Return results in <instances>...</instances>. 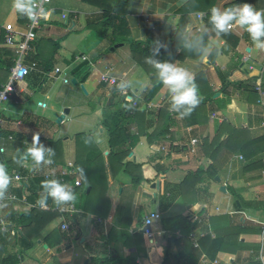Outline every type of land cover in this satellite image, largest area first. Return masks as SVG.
Returning <instances> with one entry per match:
<instances>
[{
  "label": "crops",
  "instance_id": "1",
  "mask_svg": "<svg viewBox=\"0 0 264 264\" xmlns=\"http://www.w3.org/2000/svg\"><path fill=\"white\" fill-rule=\"evenodd\" d=\"M188 0H130L125 19L130 30L131 39L134 41L146 42L148 37L153 39L161 38L170 46L177 24L180 19V15L176 14ZM234 0H217L215 6L224 8L226 5ZM52 2V1H51ZM69 8L72 10L67 13L66 18H62L57 15V8H51L49 17L46 20L40 21V28L36 31V40L32 44L33 49L24 58L25 64H30L33 61L37 63L35 70L29 72L24 80L18 84L17 92L11 99L16 104H23L24 99L27 98V91H41L43 97L40 101L45 104L48 98V94L51 93V97L54 98V103L57 108L51 109L49 112L50 117H59L63 114L64 110H68V114H65L63 121L60 123L61 132L60 139L54 136L53 142H73L74 135H66V133L73 126H78V121L82 115H87L90 119L83 122L84 129L82 133H92L95 139V145L97 146L99 153L107 155L108 145L107 138H98L102 136L105 131L100 127V123L103 116V108L107 106V103H115L119 101L123 96L131 95L136 99V103L146 104L148 110H146V119L144 121L145 135L139 137V142L132 149L131 156H128L133 161L142 165L141 172L143 180L136 188L130 206L131 214V226L127 230L130 237L125 238L120 235L122 227L120 226V219L117 215V204L119 203L121 195L122 183L110 180L108 183V189L105 195V199L110 201V207L107 212V216L104 218H95L92 214H81V211L74 208L75 212L70 214L66 212L68 206L57 207L48 206L46 209H40L42 211L49 212L55 217L49 221L44 227L37 231H29L26 235L28 241L19 240V234L25 233L27 224L20 225L16 228V223L25 217L29 211L35 207L32 204L30 193L32 188H28L26 192L22 191L15 182H12L11 187L19 188L18 194L14 189L11 193H15L18 198L23 199L26 197V201L10 202L7 201L6 207H0V256H3L4 247L8 249L11 254H17L12 257L16 260V264H112L107 263L109 258H135L138 264H153V260L158 257L161 260L165 254L172 258L177 253L178 248L173 241H168V237L165 235V231L161 227V220L163 218H170L178 215L188 216L189 213L196 218L193 220L197 222V225L193 232L190 234L191 243L193 241L198 242L203 236L209 234L212 238L224 237L234 235L238 237L239 248L235 254H229L220 252L217 254L215 261L211 264H264V242L261 244V230L264 225V181L263 179L254 178V172H243V164L238 162L237 156L231 157L228 162H225L220 167V171L217 177L220 178V183H210L205 188L201 185L202 189L199 192L200 204H193L190 206L182 205L180 198L172 197L169 203L168 209L161 210V197L159 194L160 186L169 192L178 186L183 180L186 173L195 171L199 168H206L207 164H210V160L199 153H191L190 149H183L179 153L168 152L166 155L154 154V145L159 142L149 144L147 142L146 135L157 131L159 123H161L158 117L161 110L169 107L167 90L157 84L156 87L150 85V79L145 74L140 66L133 60L129 46L128 50L124 49V42L119 46H113V38L109 35L102 36L103 44H99L98 51L89 54L83 52L72 51V47L82 44V39L86 41L83 33L89 32L87 25H93L101 21V10L98 8L87 5L80 0H65ZM76 3L77 6H74ZM12 0H0V38L1 34H4L3 26L8 23H13L16 29L20 32L24 31V24L26 20L21 21L19 16L12 10ZM251 4V3H250ZM255 7V6H254ZM80 9L83 13L76 11ZM100 14V15H99ZM81 15L85 18V22H82ZM202 15V18L199 17ZM69 20V24L65 27L60 25L58 19ZM206 13L203 11H194L187 15V23L183 34L189 39L205 34L207 28ZM68 21V20H67ZM79 34L73 35V33ZM81 36V39L78 38ZM235 38H237V44L234 46ZM203 40L207 47L196 48L190 52L194 55H190L184 58H179V49L170 51L171 56L167 55L165 60L183 65L194 72L195 76L201 73L199 82L205 89H211L213 92L212 99L223 98L220 89L222 87L221 80L225 79L228 82L234 83L239 81H247L251 78H256L252 84H260L264 86V52L256 50L252 45L249 35L239 28H234L232 32L224 36H203ZM45 43L53 44V52L49 57ZM116 44V43H115ZM128 45V44H127ZM107 48V49H106ZM12 49L4 46L3 35L0 39V61L3 62V66L0 70V88L4 85L9 77L7 71H5L6 65H8L9 58L4 55L3 50ZM105 53L98 57L100 53ZM84 56L87 61L81 62L76 60L77 57ZM13 65H14V60ZM64 63H62V62ZM88 63L90 67L89 75L84 83H78L75 79L79 77L77 74V68L81 65ZM11 65L10 69L13 67ZM46 68L49 71H46ZM10 69L8 72H10ZM60 70V78L64 85L72 84V80H76V85H83L87 91L85 95H93L94 100L97 102L91 105L77 106L75 103L70 106L68 103L60 101L59 93L55 92L49 84L48 80H55L54 71ZM144 70V69H143ZM143 72V73H142ZM5 73V76L4 74ZM6 73L8 76H6ZM106 74L111 77H115L120 81H124L130 85L128 89L120 90L117 87L100 84V76ZM76 76V77H75ZM98 80H95V77ZM69 80L68 83H64L63 80ZM94 84H91L92 82ZM49 84V90L46 88L45 83ZM72 91V89L70 90ZM49 92V93H48ZM150 92V93H149ZM227 92L230 94L229 104L223 110H214L211 114L218 113L219 117L213 119L212 132L214 133L215 123L222 122L223 120L229 122L232 126L238 129H249L256 131L263 129L261 122L264 121V114L262 106L258 103L250 104L247 100V93L243 90H237L229 87ZM127 93V94H124ZM149 95L147 96V94ZM217 96L215 97V95ZM24 97V99H23ZM11 100L4 105L1 119L3 120L0 131H3L4 135L1 138L12 136L15 140H0V143L4 145L10 153L4 154V157L11 158L14 153L13 148H19L22 143L21 139L29 140L27 133L30 128H34L31 125H35L38 120H34L36 116L24 113L19 116L9 117L4 114V109L10 110L13 107L9 104ZM83 102V101H82ZM63 103V104H62ZM145 106V105H144ZM210 107V104H207ZM38 107V105H37ZM49 106L46 105L47 109ZM51 108V107H50ZM231 110H234V116H229ZM165 111V110H164ZM236 111V112H235ZM16 114V113H15ZM82 114V115H81ZM174 114V113H173ZM232 114V113H231ZM156 115V116H155ZM216 115V114H215ZM67 117L69 119L67 120ZM227 117H231L232 121L227 120ZM210 117L208 115L207 123L195 126H184L178 124L175 121L169 120L170 126L167 127L166 139L170 137L175 140L173 143L176 145L181 141L182 143H190L191 139H196L195 129L200 126H204L206 129L201 131H209L207 126ZM212 121V120H211ZM176 123V124H175ZM243 124V128H241ZM64 126V127H63ZM54 126L52 125V130ZM155 129V130H154ZM130 131L133 134L138 133L136 125H132ZM72 136V139H71ZM187 136V137H186ZM208 136H203L206 138ZM200 138V135L199 137ZM57 139V140H56ZM75 144V143H74ZM185 146L184 144H181ZM197 144L194 146L196 147ZM16 148V149H17ZM63 164L58 163L57 166H49L50 169H58L66 166L68 162H71L74 166V152L75 147L72 150L69 146H65L63 152ZM12 150V152H11ZM16 152V150H15ZM72 152V155L70 153ZM161 158L160 164L163 170H166L165 179L162 183L159 181V177L155 170V165L158 161L155 158ZM196 159V160H195ZM29 162H23L21 168L27 167ZM157 166V165H156ZM21 169V171H22ZM76 171V168L74 166ZM20 171V172H21ZM77 172V171H76ZM76 177L81 180L79 174ZM155 185L152 188L151 185ZM31 184H29L30 186ZM226 187V192H221L220 186ZM33 190V189H32ZM202 191V192H201ZM238 205V207H235ZM61 210L62 212H59ZM157 213L160 215L159 219L151 220L150 225L146 228L149 230L150 235H145L142 232L145 219L151 214ZM26 214V215H25ZM80 218L75 224L73 220L75 217ZM223 217V220L215 223H210L209 218ZM192 218V217H191ZM66 224L67 230H63L61 226ZM32 225V224H31ZM33 226H30V229ZM109 230H112V235L115 238L114 242L106 243V236ZM21 231V232H20ZM143 233L145 235L146 242L140 245V249L152 250L150 259L144 255L143 252H137L134 242L132 241L133 235ZM58 236V237H57ZM59 238L60 240L58 244ZM31 241L32 246L27 248L28 242ZM54 241V242H53ZM55 243V244H51ZM77 244L79 247H77ZM262 246V247H261ZM22 252H19V251ZM12 258V259H13ZM208 260L202 257L198 264H208Z\"/></svg>",
  "mask_w": 264,
  "mask_h": 264
},
{
  "label": "trees",
  "instance_id": "2",
  "mask_svg": "<svg viewBox=\"0 0 264 264\" xmlns=\"http://www.w3.org/2000/svg\"><path fill=\"white\" fill-rule=\"evenodd\" d=\"M81 2L90 5L92 7L101 10V21L93 25H87V27L94 28L95 31L101 35L105 36L110 29V36L113 38V44L119 42H126L129 46L133 60L141 66L147 73L150 79V85L156 87L154 69L145 63V57L150 55V49L152 47V42L155 40H160L165 42L161 38H151L148 37L146 42L134 41L131 39L130 30L128 28L125 14L130 0H80ZM217 0H188L176 14L180 15L179 22L177 24V29L174 32L172 42L168 46V50L173 51L176 49L180 50L178 54L179 58H184L192 54L190 51L185 50L181 45V36L184 35V29L187 23V15L194 11H203L206 13V25L205 30L206 36H216L215 32L212 30L211 25L208 23V15L210 14V8L215 4ZM236 3H251L256 9H264V0H234L233 2L227 4L226 6H232ZM21 21L26 20L24 17H20ZM1 34V40H2ZM203 35V36H204ZM237 38H235L234 46L237 44ZM4 55L9 58L8 65L5 67V71L9 74L8 70L15 59V53L13 50L7 51L3 50ZM105 51L99 54L101 57ZM168 54L165 50L160 49V55L157 57L160 60H165ZM3 66V62L0 61V70ZM48 72L49 69L46 68ZM90 67L88 63H85L77 68V74L79 77L75 79L78 83H84L89 75ZM6 73V76L8 74ZM201 73L195 76L196 83L199 87V95L202 97V102L200 105L192 112L188 117L181 118L185 126H195L207 123L208 112H213L214 110H223L230 101V94L227 92L229 87L235 88L237 90H243L247 93V100L251 104H257L258 94L255 90L256 78H251L247 81L239 82H228L225 79L221 80L222 87L220 92L223 98L212 99L213 92L211 89H205L204 86L199 82ZM264 89V86L262 87ZM150 93V92H149ZM147 94V96L149 95ZM125 97H128L127 101ZM131 99V100H130ZM136 99L129 96H123L119 101L113 103H107V106L103 108V116L100 123V127L105 131L107 135V145L108 153L103 155L97 146L95 145V139L92 133H78L74 135L75 152H74V166L75 168H81L84 170L85 176L79 174L81 178L80 187H73L77 194V201L74 208L81 211V214H92L95 218H104L107 216L108 209L110 207V201L105 199V195L108 189V183L110 180L116 181L117 183H122V190L117 204V215L120 219V226L122 230L120 232L121 236L125 238L130 237L127 230L131 226V214L130 206L134 195V192L138 185L143 180L141 167L142 165L134 161L128 160L127 157L131 153L132 149L139 142V137L145 135L144 121L146 119V112L140 107H133L132 103ZM129 104L131 108H126L125 105ZM210 104V107L207 106ZM165 121L169 122L167 113H163ZM162 114V115H163ZM161 115V113L159 114ZM174 119H178L179 115L174 113ZM175 121V120H174ZM171 122V120H170ZM136 125L137 132L133 134L130 129L132 125ZM37 125V124H35ZM168 126H164L160 133H150L146 135L147 142L149 144L157 142L160 140L165 133L168 132ZM4 135L3 131H0V137ZM84 139L93 140L94 142L90 145L84 143ZM22 143L27 139H21ZM26 145L21 144V151L24 150ZM45 147H51L55 149L54 163L52 166H57L58 163L63 164V153L60 141L50 142ZM173 147V146H172ZM201 150L205 158L210 160V164L206 168H199L195 171H190L186 173L183 180L178 184L176 189L169 192L160 186L159 194L162 200L161 210L164 211L168 209L169 203L172 197L181 198L184 205L190 206L200 202L199 192L201 190L200 185L206 182H214V177L218 175L219 167L214 164L218 160L221 152L225 151L228 156L233 157L235 155H240L242 159L244 158V164L242 167L243 172H254L264 168V128L256 131L249 129H238L232 126L229 122L222 121L220 123H215L214 136L211 140L204 138L201 144ZM180 149L174 147L169 152L179 153ZM15 156L11 158L1 157L0 162L6 164L10 174L19 173L21 171L22 164L15 162ZM161 158H155V161L159 163ZM240 159V160H242ZM30 162V161H24ZM31 163V162H30ZM51 165H44L41 168L46 169ZM157 165V166H156ZM155 165V170L157 172L159 181L162 183L165 179L166 170L162 169V166ZM44 179L42 177H37L31 181L29 186L31 189L30 198H35L32 204L35 205L38 195L41 192L40 183ZM67 182L74 185V178L67 177ZM206 186H204L205 188ZM89 190L87 191V189ZM14 188L10 186L9 192H12ZM18 194L20 193L19 188L14 189ZM202 192V191H201ZM48 206L54 207L55 205L51 200L48 201ZM235 207H238L236 205ZM26 215V214H25ZM54 215L40 210L38 207L32 208L29 213L21 218L20 221L16 223V228L20 225L27 224L21 228H25V233L21 232L19 234V240L28 241L26 235L29 231H37L44 227L49 221L54 219ZM80 218L75 217L74 223L76 224ZM223 220V217H211L209 218L210 223H215ZM32 224V225H31ZM197 225L190 215L183 216L178 215L170 218H163L161 220V227L165 231V235L168 237V241H173V243L178 248V251L172 259L174 264H198L202 257L208 260V264L215 261L217 254L220 252L235 254L239 248L238 237L234 235L215 237L212 238L209 234L203 236L197 242V247H194L190 240V234L193 232ZM30 226H33L30 229ZM112 230H109L106 236V243L110 244L114 242L115 238L112 235ZM58 237V236H57ZM134 240L132 241L137 248V252H143L150 259L149 253L152 250L140 249V245L146 242L145 235L143 233H138L133 235ZM59 238L58 244L60 240ZM54 242V241H53ZM55 244V243H51ZM32 246L31 241L28 242L27 248ZM19 252H22L21 250ZM3 256H0V264H16V260L12 257L17 256L15 253L11 254L8 249L4 247ZM13 258V259H12ZM169 257L167 254L159 260L158 257L153 260V264H166ZM135 258H109L106 260L107 263L112 264H138ZM151 260V259H150Z\"/></svg>",
  "mask_w": 264,
  "mask_h": 264
},
{
  "label": "clouds",
  "instance_id": "3",
  "mask_svg": "<svg viewBox=\"0 0 264 264\" xmlns=\"http://www.w3.org/2000/svg\"><path fill=\"white\" fill-rule=\"evenodd\" d=\"M47 0H12V10L20 17L26 18L31 24H37L41 19H47L50 10L44 7ZM208 15V23L217 36L228 35L234 28L245 31L256 50L264 52V9H256L250 3H236L232 6L220 8L213 5ZM182 47L191 51L196 48L207 47L203 36L189 39L186 35L181 36ZM171 56L168 45L160 40L152 42L150 55L145 57V63L154 69L155 82L167 90L170 113H176L179 117H188L202 102L199 95V87L195 80V74L183 65L160 60V49ZM130 85L124 81L118 85L121 90L128 89ZM128 101L129 98L125 97ZM126 108H131L129 104ZM93 140L84 139L86 145L93 143ZM26 147L23 151L16 149L15 162L23 164L30 161L33 170L38 166L51 165L54 163L55 149L45 147L40 141L39 133L33 134L29 144L25 141ZM76 171L85 176L84 170L77 168ZM86 178V176H85ZM14 177L10 174L5 163L0 162V207H6L9 188ZM41 192L35 202L40 209L48 207V201L57 207L75 205L77 194L71 184L61 182L59 179H44L40 183Z\"/></svg>",
  "mask_w": 264,
  "mask_h": 264
},
{
  "label": "rangeland",
  "instance_id": "4",
  "mask_svg": "<svg viewBox=\"0 0 264 264\" xmlns=\"http://www.w3.org/2000/svg\"><path fill=\"white\" fill-rule=\"evenodd\" d=\"M73 4H74V6H77L76 3H73ZM44 7L46 9L57 8L58 9V11H57L58 13H57L56 16H58V17L60 16L61 13H66L67 14V13L70 12V10L71 11H74V10H72V8H69L71 6H69L68 4H66L65 0H52V2L50 4L44 5ZM76 11H78L80 13H83V11L80 10V9H77ZM81 17H82L81 18L82 22H85L86 16L84 17L83 15H81ZM99 18H101V17H99ZM67 20H63L62 18L61 19L59 18L58 19V22L60 23V25H62L64 23V25L63 26H60V27H65L66 24H69L70 23L69 22L70 18L67 19ZM2 21H3V19L0 20V23H2ZM87 30L89 32L83 33V35H82V36L85 37L86 41H84V39H82L83 40L82 41V44L81 45L73 46L71 48L72 51H75V52H80L81 51V52H83L85 54H89L90 55L91 53H94V52H97L98 51L97 47H99V44L102 43L103 44V47H104V43H103V41L101 39L103 37L101 35H99L95 31L94 28L87 27ZM80 32L81 31H78L77 33H73V35L79 34ZM107 32L108 33L106 35H109L110 36V29L107 30ZM78 38L81 39V36L78 37ZM121 43L122 42L116 43L113 46H116V45L121 44ZM112 44H113V42H112ZM45 48L47 49V51H49L47 55H49V57H50L52 55L53 48H54L53 47V44H49V43L47 44V43H45ZM1 50H5V49H1ZM123 50L124 51L125 50H128V45H127L126 42H124V49ZM62 63H64V62H62ZM140 68H141V70L145 74H147L143 70V68L141 66H140ZM3 74L5 76V73H3ZM95 80H98V77L97 76L95 77ZM48 82H50L49 84H51L50 87L55 92L59 93V95H60V101H62L63 103H68L69 102L70 106H73L76 103L77 106H80L81 107L82 105H84V102H85V104H86L87 107H88V105L89 106L91 105L90 109L93 108V104L95 105L97 103L94 100V96L91 95V94L90 95H85L81 91L80 86H78V87L77 86H73L71 83L68 84V85H64L62 83V80L60 78L55 79V80L50 79V80H48ZM94 83L95 82L93 81L91 84H94ZM49 84L47 82L45 83V86H46V88L48 90H49ZM19 87L21 88V85L18 86V89H19ZM71 89H72V91H70ZM27 94H28V96H27L26 99H24V97H23V99H24L23 104H16V103H14L13 100H11V103L9 104V106L11 105L13 107V109L10 110L9 112L7 111L8 110L7 108L4 109V114H7L9 117H14L15 115L16 116H19V114L24 113V111H26L29 114H32V115L36 116L34 118V120H38V122L36 123L37 125H31L34 128H30L29 129V133H27L28 136H30L29 137V140H28V143L29 144L31 143L33 134L39 133L40 141L44 144V146H47L50 142H53L54 136L57 137V139L60 137V132L62 130L60 123H56V120H57L58 117H55V116H51L50 117V114H49V112L51 111V109L57 108L58 106L54 103V100H53L54 98L51 97V93L48 94V98L46 100V103H47L46 105L49 106L47 109H40V108L37 107V102L40 101L42 98H44L43 97V94L41 93V91H38V92L37 91H35V92H33V91H27ZM91 102L93 104H91ZM144 105L142 103H138V105H137V103H136L135 107H140L139 108L140 110L141 109H143L145 111L148 110V106L146 104H144ZM164 110H163V112L161 110V112H160L161 115L158 116L160 118V120H161V123H159L158 129H156L157 131H154L153 133H160L164 126H170V123L165 121V117H164V114L163 113H167L168 118H170L172 122L175 120L176 123L183 124V121H182L181 117H179L178 119L177 118L174 119L175 115L173 113H170L169 111H167V109H164ZM233 112H234V110H231V113L232 114L229 113L228 115L229 116H232V115L234 116ZM215 114L213 113L214 119H216V116H217V118L219 117V114L218 113L215 112ZM208 115H209L210 119H213V118H211V115L212 114L210 112H208ZM227 118H228L227 120H229V121L231 120L232 121V118L231 117H227ZM68 119H69V117H67V120ZM89 119H90L89 116L83 114L82 117L80 118V121H78V126H73L72 128H70V130L67 129L68 131L66 133H68V134H66V135H72L75 132L82 133L83 132L82 130L84 129V124H82V123L88 121ZM52 125L54 126V128L52 130H50L51 127H52ZM209 125H210V127H209ZM212 125H213V120L212 121L210 120L209 123H208V125H207L209 127L208 128L209 131H205L204 133L201 132V131H204V129H206L204 126H200L199 128H196L195 129V134H196V137L197 138L196 139H191L189 144L186 143V142L185 143H182L181 141H176V142H179V143L175 145L173 143V141H175V140H173V139L170 138V137H172L171 134H169L170 137L166 139V134L167 133H165V135L160 140L157 141L159 143L153 144L154 147H155L154 151L155 152H159V153H154V154H161L162 153L161 155H166L172 148L176 147V148H178L180 150H181V148H183L185 150L188 148V149H190V152L191 153L194 154L196 152V153H199V155L201 157H203L204 155H203L202 150H201V144H202L203 139H204L203 136H208V137H206V139H208V141L212 139V137L214 136V133L212 132ZM243 126L244 125L241 124V128H243ZM214 128H215V126H214ZM199 135H200V138H198ZM98 138H104V139H106L107 138V135H106V133H104L102 136H100V137L98 136ZM71 139H72V136H71ZM14 140L15 139L13 138V141ZM193 142L195 143V145L197 144L196 147H194L195 145H193L194 144ZM60 143H61V146L64 147L63 148V152L66 151V153H68V151H67V149H65V146H69L72 150L75 147L74 141L73 142H69V143H67V142L65 143V142H63V141L60 140ZM181 144H184L185 146H183ZM16 148H13L14 153H16L15 152ZM64 149H65V151H64ZM11 152H12V150H11ZM200 152L202 153L203 156L200 154ZM9 153H10V150H8L5 147V155H8ZM196 153H195V155H196ZM70 155H72V152L70 153ZM128 156H131V155H128ZM239 157H240V155L237 156L238 162H240L241 164H244V158L242 160H240ZM127 159L128 160H131V161L134 160V159H130L129 157H127ZM230 159L231 158H230V156H228V153H226L225 151H223V152L220 153V155L218 157V160L214 164H216L219 167V169H220V167L222 166V164L225 163V162H228ZM156 164L159 165L160 162L159 163H156ZM208 165L209 164H207L206 166H208ZM215 177H214V182H215ZM254 178H258V179L260 178V179H263V181H264V168L261 169V170L255 171ZM214 182H206L204 185H201V186H203V187L204 186H209L210 183H214ZM201 186H200V188L202 189ZM180 201H181V198H180ZM181 203H182V201H181ZM182 205H184V204L182 203ZM184 206H187V205H184ZM188 215H190L192 217V213H189ZM77 247H79L78 244H77ZM174 263L175 262H174V260L171 257L166 262V264H174Z\"/></svg>",
  "mask_w": 264,
  "mask_h": 264
},
{
  "label": "built area",
  "instance_id": "5",
  "mask_svg": "<svg viewBox=\"0 0 264 264\" xmlns=\"http://www.w3.org/2000/svg\"><path fill=\"white\" fill-rule=\"evenodd\" d=\"M51 1L52 0H47L45 5L50 4ZM66 17H67L66 13L62 14L63 19ZM199 17L202 18V15ZM41 20H45V19H41ZM40 21L37 24L33 25L30 23V21L27 20V22L24 24L25 29L22 32L18 31L13 23H8L3 26V31H4L3 44L4 46L12 49L16 56L14 59V65L10 69L8 80L0 88V129L3 123V120L1 119V114L3 111L4 105L15 96L17 92L18 84L24 80L25 76L29 72L35 70V67L37 65L35 61H33L30 64H25L24 58L33 49L32 44L36 40V31L40 28ZM76 60L85 62L87 61V58L84 56H80V57H77ZM54 74H55V78L58 79V77L60 76V70L56 69L54 71ZM63 82L68 83L69 80L64 79ZM99 83L118 88V85L121 83V81L115 77H111L106 74H103L100 76ZM255 90L258 94L257 103L262 106L263 114H264V89L262 88V85L257 84L255 85ZM124 94H127V93H124ZM37 105L40 108L46 107V104L43 102H39ZM135 105L136 103L133 102L132 106L135 107ZM211 118L214 119L213 114L211 115ZM261 126L264 127V121L261 122ZM2 139L10 141L13 138L12 136H7L6 138L0 137V140ZM193 145H195V143ZM4 154H5V147L2 143H0V156L3 157ZM239 159H242V157L240 156ZM76 175H77V172L75 171L74 166L71 162H68L66 166L60 167L58 169H50V168L43 169L41 168V166H38L35 168V170H33V166L29 162L27 167L24 166L21 172L12 174V176L14 177L13 182H15L18 185V187L24 192L28 190L29 184L31 183V181L37 177H42L43 179L55 178L65 183H68L66 180L67 177H73L74 185L72 187L78 188L81 185V181L76 177ZM7 201H10V202L24 201L25 202L26 197L24 196V198L21 199V198H18V196L15 193L8 192ZM58 211L62 212L61 210H58ZM66 212L73 214L75 212L74 206L73 205L68 206V208L66 209ZM159 218H160L159 214L151 213L144 221V227L142 228V232L145 235H150L149 230L146 228L150 225L151 220L159 219ZM192 219L195 220L196 218L192 215ZM61 228L63 230H67L68 226L66 224H63ZM263 242H264V225L261 230V244ZM192 245L194 247H197V242L193 241Z\"/></svg>",
  "mask_w": 264,
  "mask_h": 264
},
{
  "label": "water",
  "instance_id": "6",
  "mask_svg": "<svg viewBox=\"0 0 264 264\" xmlns=\"http://www.w3.org/2000/svg\"><path fill=\"white\" fill-rule=\"evenodd\" d=\"M119 45H121V44H118L117 46H119ZM76 80L75 79H73L72 80V84H74V85H76ZM80 89H81V91L84 93V94H87V91H86V89H85V87L83 86V85H80ZM217 96V94L215 95V97ZM65 114H68V110L67 109H65L64 110V112H63V114L62 115H60L58 118H57V120H56V123H61L62 121H63V119H64V116H65ZM129 155H131V154H129ZM215 181L216 182H218V183H220V178L219 177H215ZM151 187L152 188H155L156 186L155 185H151ZM89 190V188L87 189V191ZM221 192H223V193H225L226 192V187L224 186V185H222V186H220V189H219ZM85 264H87V260L85 261Z\"/></svg>",
  "mask_w": 264,
  "mask_h": 264
}]
</instances>
